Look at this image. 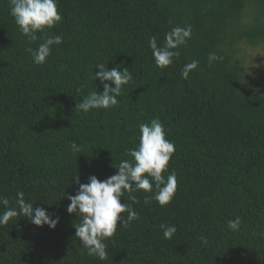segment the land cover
<instances>
[{"label": "trees", "instance_id": "1", "mask_svg": "<svg viewBox=\"0 0 264 264\" xmlns=\"http://www.w3.org/2000/svg\"><path fill=\"white\" fill-rule=\"evenodd\" d=\"M9 7L0 0V196L15 208L22 191L59 223L38 227L21 215L0 225V264H264V84L250 78L240 47L264 46V0H58L62 22L47 32L63 41L43 65L26 51L42 41L29 42ZM186 25L191 38L179 58L158 67L149 38L162 46ZM212 52L221 59L209 66ZM193 60L198 68L182 78ZM100 63L129 69L133 80L118 106L84 113L82 98L103 92L93 78ZM153 118L175 145L164 173L175 171V195L160 206L144 204L152 193L125 192L121 203L139 218L118 222L101 260L75 236L80 219L67 212V196L78 191L77 176L88 183L116 174L139 144L138 125ZM236 217L233 231L227 221ZM161 224L176 227L171 239Z\"/></svg>", "mask_w": 264, "mask_h": 264}, {"label": "clouds", "instance_id": "2", "mask_svg": "<svg viewBox=\"0 0 264 264\" xmlns=\"http://www.w3.org/2000/svg\"><path fill=\"white\" fill-rule=\"evenodd\" d=\"M9 12L14 18L20 32L25 35L29 42L42 41L35 49L29 47L26 51L30 54L36 65H43L51 55L52 47L62 44L63 37L59 34L47 32L62 22V15L58 10V0H9ZM37 33H44L38 36ZM192 29L190 25L184 27H173L165 34L164 44L158 46L157 37L149 38V47L160 68H167L179 58V49L191 38ZM221 59L216 53L208 54L209 66L214 61ZM199 62L196 60L186 63L181 71L184 79L189 77L190 72L196 70ZM61 66V70L63 69ZM99 69L94 74L103 85V92H90L82 101L77 104L76 109L88 113L93 109H109L118 106V97L124 86L128 85L133 76L131 71L118 65L111 70L103 64H97ZM111 82V83H108ZM114 85V87H112ZM139 144L127 151L131 160H121L115 168L118 172L111 177L101 181L96 176L89 177L88 183H80L77 176L76 183L79 189L75 195H68L70 201L67 212L75 214L80 223L74 225L75 236L80 240L82 246L87 249L89 255H94L103 260L107 256L106 238L112 237L117 228L128 227L131 222L139 218L136 212L128 203H121L125 192L132 193L143 190L145 193H152L144 197V204H149L154 199L160 206L168 205L173 199L177 189V176L175 171L164 175L168 171V165L175 151L173 142L166 138V132L162 122L153 118L149 123H140ZM73 153H80L81 147L72 142ZM114 167V166H113ZM133 203H138L136 196H129ZM9 199L0 196V205L5 206L0 212V225L7 224L10 220L23 216L33 225L42 227L47 225L55 229L59 218H52L49 213L41 207H34L32 203L26 202L24 193L17 192L16 207H8ZM121 213H126L121 217ZM240 217L235 220H228L227 226L230 230H239ZM164 239H171L176 233V227L161 224ZM206 243V239L201 237Z\"/></svg>", "mask_w": 264, "mask_h": 264}, {"label": "rangeland", "instance_id": "3", "mask_svg": "<svg viewBox=\"0 0 264 264\" xmlns=\"http://www.w3.org/2000/svg\"><path fill=\"white\" fill-rule=\"evenodd\" d=\"M252 12V9H250ZM247 9L245 21H251V12ZM245 55V64L248 67L249 76L261 84H264V46H250L245 42L240 44Z\"/></svg>", "mask_w": 264, "mask_h": 264}]
</instances>
